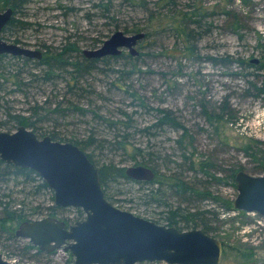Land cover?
Segmentation results:
<instances>
[{"label":"rangeland","instance_id":"1","mask_svg":"<svg viewBox=\"0 0 264 264\" xmlns=\"http://www.w3.org/2000/svg\"><path fill=\"white\" fill-rule=\"evenodd\" d=\"M97 1L31 0L25 7V18L31 26L9 31L4 37L9 42L17 38L19 45L39 50L42 55L66 50L74 57L100 47L116 29L133 33H126L124 27L136 25L146 33L135 45L138 57L98 61L93 69L75 79L65 70L50 81L35 77L39 71L33 68L32 61L38 58H31V64L26 65L14 62L20 68L18 78L24 84L18 89L13 83L15 77L9 75V80L0 87V131L13 132L19 125L12 122L13 116L27 115L32 106H41L38 112L49 114V119L36 124L44 135L55 131L72 140H86L92 135L96 142L86 150L98 165L114 162L126 167L134 164L131 158L112 149L106 141L120 128L115 122L125 121L126 114L129 115L130 127L126 132L130 141L159 155L155 160L161 173L181 164V173L188 183L206 187L217 197V200L200 199L196 204L216 214L211 234L223 242L219 264H264V216L234 209L236 186L218 183L188 167L190 160L194 165L209 163L215 176H223L222 169L233 164H240L247 173L262 171L258 162L239 148L251 142L264 148V94L255 95L250 88V82L258 85L264 82V69L248 65H264V0H145L144 6L112 0L115 8L110 15L118 20L117 28L111 19L99 17L100 10L93 7ZM192 2L207 8L210 15L203 19L205 30L198 29L200 33L189 40L184 35L177 37L173 27H157L158 19L147 20L151 12L162 16ZM122 52L127 53L128 49L123 48ZM56 105L61 110L53 112ZM156 109L167 111L185 128L182 144L186 158L180 156L182 148L176 142L185 133L183 129L167 124L141 131L155 121ZM210 114L222 118L215 116V120L208 122ZM24 184L15 191L12 189L14 197L24 199L29 206L43 208L54 204L49 191L34 193ZM138 188L139 185L120 179L108 185V192L117 207L161 223L162 207L145 202ZM229 199V209L220 206L219 202L224 204ZM56 215L71 217L73 211L67 209ZM45 216L46 210L32 215L30 220ZM52 252L48 258L44 255L34 259L20 255L14 258L0 247V253L10 264L66 262L68 252L62 249Z\"/></svg>","mask_w":264,"mask_h":264},{"label":"water","instance_id":"2","mask_svg":"<svg viewBox=\"0 0 264 264\" xmlns=\"http://www.w3.org/2000/svg\"><path fill=\"white\" fill-rule=\"evenodd\" d=\"M12 15L10 7L0 11V54L40 58L41 51L1 38V31ZM145 36L138 31H114L102 45L83 51L87 58L119 55L127 48L137 55V42ZM0 158L34 170L53 192L56 206L81 208L84 218L66 224L57 217L45 216L21 222L15 235L25 238L40 250L69 251L70 262L62 264H134L164 261L168 264H219L222 241L200 228L180 230L159 224L109 201L102 188L98 168L85 151L70 141L37 135L24 125L13 132L0 131ZM264 164V161H263ZM127 177L150 181L152 168L133 164L125 167ZM237 194L233 208L264 216V174L250 175L239 170L235 175ZM0 264H10L0 253Z\"/></svg>","mask_w":264,"mask_h":264},{"label":"trees","instance_id":"3","mask_svg":"<svg viewBox=\"0 0 264 264\" xmlns=\"http://www.w3.org/2000/svg\"><path fill=\"white\" fill-rule=\"evenodd\" d=\"M30 1L31 0H0V11L5 7H10L12 9V15L1 31V38L8 40L4 37V34L8 33L9 31L12 32V30L27 29L31 26V23L25 18V7L28 5V3H30ZM127 1L132 6L145 5V0ZM163 2L165 1L163 0ZM111 3L112 0H98L93 4V7L97 8V10H100L99 17L108 20L111 19L117 28L119 25L117 22L118 20L115 19L114 16L110 15L111 10L115 8V6H112ZM157 15H154L151 12L147 20L152 21L153 19H158L156 22L157 27H163L164 25L168 26L169 28L173 27L177 37H179V35H184V38L189 40V38L195 36V34L200 33L198 29L205 30L202 25L203 19L209 16L210 12H208L207 8L202 7L200 4L192 2L186 3L185 6H181L177 11H173L172 13L166 12L162 14V16L160 14ZM164 20L167 21L163 23ZM124 29L126 33H135L141 31V28L136 25H133L130 29L127 27H124ZM144 34L146 36L145 32ZM13 42L18 43V39L14 38ZM137 55H131L129 52H121L119 55H107L101 58H87L86 56L80 54L73 57L70 56L66 50H62L60 52H46V54H43L39 59H34L32 61L31 58L21 55L10 56L7 54H0V87L3 85L4 81L9 80V75L15 77L13 83L18 89L21 84H24L23 81L18 78V74L20 73V68L18 66L19 62L23 65H26L31 64L30 62L32 61L33 68L36 70V72L39 71V74L35 77L40 78L43 81H50L51 79L65 72V70L69 72L73 79H75L81 76L82 72L93 69L95 67V63L98 61L107 62L109 59L116 60L119 58L129 60L137 58ZM227 59L228 58H222L223 61ZM238 61L241 62L240 60ZM14 62H16L18 65L15 66ZM248 65L256 66V68L260 70L264 69V65L262 64L248 63ZM13 69H15V71ZM250 88L254 90L255 95L264 94V82L260 85H258L256 82H250ZM1 107L2 104L0 102V108ZM40 107L41 106L38 107L35 105L27 110V113L29 111L27 115L18 114L13 116L12 122L15 124L24 125L28 129H31L37 135V137L45 136L46 134L44 135L43 132H40L41 130L39 131V127L36 124L39 120L45 121L46 119H49V114L42 115V113L38 112ZM56 107L57 108H55L53 112L61 110L58 105H56ZM73 107L79 109L74 105ZM156 114L158 115L156 116L155 121L152 124L144 127L141 131L148 132L150 129L161 128L167 124L172 125L173 127L177 128V130L183 129V132L185 133H183L178 138V140H176V142L179 144V147L182 148L180 156L186 158V155L183 153L184 147L182 144L183 137H186V130H184L185 128L182 126V124H178V122L173 120L168 112L163 109H156ZM215 116L217 117L216 119L222 118L220 115H214V117H212L210 114L207 115L208 122L215 120ZM126 117L127 118H125V121L119 120V122H115L118 123L120 128H118L116 133H114L112 139L106 141V143L109 144L112 149L114 147L115 150H121L124 154H127L134 164H142L152 168L154 171V177L150 181H138L127 177L125 174V166L116 164L114 162H104L103 164L98 165L93 159L92 155L86 150L87 147H92L96 142L92 135H90L86 140H72L65 139L62 136L56 134L55 131H52L49 136H51L53 140L73 142L86 152L88 158L98 168L99 179L104 190L105 197L113 204L116 200H114V197L109 194L108 185L121 179L126 182L139 185L138 190L141 195L140 197L145 202H148L150 205L155 204L159 207H162L163 210L161 213L163 216V221L160 223L157 220H153L154 222L164 224L166 226H174L180 230L200 228L205 233L212 235L211 231L213 227L211 226V222L216 220L214 217L216 214L208 209H200L196 202L205 198H213L214 200H217V197L214 196V194H212L209 189H206V187L202 189L198 187V185L194 186L193 184H190V182L188 183L181 173V164H176L175 167H171V169L169 168L170 170H168L167 173H161L159 166L156 164V158H160L159 155L155 156L152 151H145L144 148L130 141V136L126 132V130L130 127V116L126 114ZM98 146L99 149L103 148L102 145ZM239 149L243 150L244 154L251 156L255 161H257L259 164L258 169H262L261 161L264 158V148L259 147V143L255 144V142H251ZM190 161L188 164L189 169H195L197 172L200 171L204 177H209L211 180L215 179L218 183L224 182L233 186H236V173L242 169L240 164H233L227 169H222L223 172H225L223 176H215L214 172L209 170L211 164L199 162L196 163V166L194 165V162ZM21 183H25L24 187L29 186L31 192L34 193L40 192L42 190L49 191L51 193V201H53L52 190L34 170L27 167L14 165L11 162H6L0 158V247L2 249H6L8 255L13 256L14 258H16L18 255L27 259H34L40 255H44L46 258H48L54 254V252L42 251L30 241L17 238L14 233L15 228L21 222L30 220L32 215L38 214L40 212L42 213L44 210H46L47 216L58 217L56 214L62 213L67 209H71L73 211V216L66 218L62 216L59 217L61 220H64L66 224L73 223L77 220H82L84 218V212L81 208L60 207L56 206L55 204L43 208L39 205H26L24 199H18L13 196L14 192L12 189L15 191L16 187ZM173 200H175L174 202L176 204H174ZM230 202L231 201L229 199L227 203L223 204L222 202H219V204L221 207L229 209V205H231ZM3 240L11 241V244H5L3 243ZM7 246H9L10 249ZM67 254L68 258L66 259V262L72 260L71 254L69 252ZM53 264L58 263L54 262Z\"/></svg>","mask_w":264,"mask_h":264},{"label":"flooded vegetation","instance_id":"4","mask_svg":"<svg viewBox=\"0 0 264 264\" xmlns=\"http://www.w3.org/2000/svg\"><path fill=\"white\" fill-rule=\"evenodd\" d=\"M263 161H264V158L262 159V161H261V165H262V171H260V172H257V173H248V174H250V175H263L264 174V164H263ZM57 218H59V217H57ZM60 219V218H59ZM61 220V219H60ZM64 221V220H63ZM65 222V221H64ZM68 225V224H67Z\"/></svg>","mask_w":264,"mask_h":264},{"label":"bare ground","instance_id":"5","mask_svg":"<svg viewBox=\"0 0 264 264\" xmlns=\"http://www.w3.org/2000/svg\"><path fill=\"white\" fill-rule=\"evenodd\" d=\"M6 8H8V7H5L3 10H5ZM2 54H6V53H2ZM7 55H11V54H7ZM11 56H15V55H11Z\"/></svg>","mask_w":264,"mask_h":264}]
</instances>
